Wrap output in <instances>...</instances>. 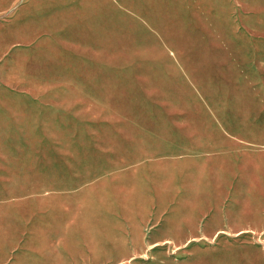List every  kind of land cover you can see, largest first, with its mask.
<instances>
[{
	"label": "rangeland",
	"instance_id": "374dc122",
	"mask_svg": "<svg viewBox=\"0 0 264 264\" xmlns=\"http://www.w3.org/2000/svg\"><path fill=\"white\" fill-rule=\"evenodd\" d=\"M42 1L0 0V43L12 42L1 56L62 60L46 73L27 68L22 89L0 86L1 99L47 105L37 109V121L0 117V264H264V229L164 233L177 221L235 214L238 207L244 218L264 215V205L212 203L235 199L224 189L173 187L179 170L202 166L206 146L230 133L244 134V166L264 169V43H235L228 29L219 35L213 26L211 35L204 28L181 35L191 44L179 36L167 42L171 35L153 27L154 0H133L143 13L132 5L129 19L126 0H63L57 34L50 35V25L23 36L30 29L13 24L20 8ZM141 14L153 26L140 38ZM125 20L138 29L128 38ZM175 21H182L175 31L189 24L183 16ZM255 22V35L264 36V11L255 12ZM200 39L212 42L210 59L185 52ZM169 43L184 70L157 65ZM73 107L84 122H74ZM165 223L171 230H161Z\"/></svg>",
	"mask_w": 264,
	"mask_h": 264
},
{
	"label": "crops",
	"instance_id": "0c3cea01",
	"mask_svg": "<svg viewBox=\"0 0 264 264\" xmlns=\"http://www.w3.org/2000/svg\"><path fill=\"white\" fill-rule=\"evenodd\" d=\"M154 1L157 5V8L155 9V26H153V22L150 20L148 21V18L143 17L141 14L143 18L138 20V33L140 38L142 37L143 29L146 30L148 27L153 26L156 33H163L165 35V30L172 38L174 36H179L185 43L191 44L195 40L189 41L187 38L183 39L181 35L197 34V31L194 30L196 28H204L203 35H211L213 32L211 26H213L214 32L219 35L225 34V29H228L230 35H233L237 41L235 43L243 45L245 43L244 40H246V43H264V41H259L263 40L261 37L264 38V36L255 35V32L259 31L258 24L255 22V12L264 11V0ZM62 2L63 0H43L42 3L34 2L28 7L25 5L20 8L18 14L19 17L13 24H22L27 26L28 29H30V32L29 34L23 36L29 38H33L40 31L47 32L50 25L52 27L50 35L52 33L57 34L58 27H55L54 22L62 19V16L60 15L61 7L64 6ZM132 5L138 7V11L143 13V5H139L133 0H126L124 7L126 18L132 14ZM25 9L28 11L26 18L22 16ZM75 9H79L78 4L75 5ZM75 9L73 7V10ZM179 16H183V18L187 19V22H189L187 28H181L186 30H174L175 26L178 24L180 26L182 24V21L180 23L175 21V19ZM81 17L82 15L80 14V18ZM192 21H194V24ZM40 27H42L43 30L35 31ZM124 27L125 38H128V35L138 30L136 25H132V20H125ZM2 36L4 38L8 37L6 33ZM200 40L201 41L195 42L196 46L194 47L193 52H191L190 47L188 46L187 48H184L185 52L194 54L197 53V55H200L203 58L205 57L210 59L209 55H206V52L208 53L210 51L212 42L207 39ZM172 41L178 42V39L174 40L173 38L171 41L167 42ZM11 43L12 42H9L7 39H5V42L0 43V86L22 89L21 84L19 86L17 84L20 82L21 74L25 73L27 68L29 71H33L35 69V72H39L43 68L46 73V70H51L53 61H59V64H55L61 66V59H57V57H55L53 60L50 55L47 56L46 54H29L26 57L15 54L1 56ZM166 47L167 50L162 52L156 58L157 65L166 67L170 64V68L168 70L173 69V65H179V69L184 70V63L183 60H181L182 57L178 48L172 43H169V46ZM141 52L142 51H140V54ZM252 56L255 57V53ZM202 57L190 56L188 58L194 62L198 59H202ZM124 58H128L126 52L124 54ZM179 60H181V64L178 62ZM188 69L189 68L187 67L186 70ZM49 73L47 72V74ZM185 73L195 74L196 71H185ZM46 106V102H38L34 100L23 102L19 100H5L0 98V117L6 122H17L20 117L23 116L34 118V121H37V119L41 118L40 111L37 109H46ZM70 113L71 116H73L72 118L74 119V122H84L82 115L83 111L79 110L78 107H73V110H71ZM43 115H45L44 112ZM245 141L246 139L243 132H239L230 133L225 139L207 145L205 148V155L207 157L205 163L199 167L189 168L187 172L181 173V170H179L178 176L175 180H173V187L183 189L182 193H185V191L187 192V190L190 189L197 194L210 191L211 189H224L226 193H231V197L235 198L227 201L224 200L222 196H218L219 199L212 201V203L215 204L229 203L235 205H264V169H260L255 166V164H251L246 167L244 166L243 147ZM244 197L246 199H244ZM250 209L251 211L255 210V212H259L263 209V207ZM217 210L220 213V210L222 209L218 208ZM236 211L237 212L235 214L226 212L224 214L221 213L218 216L211 215L203 220L197 219L193 222L186 221L185 223H181V226L178 225L179 221L176 220L177 223L176 226L172 228L173 231L164 233L166 235H174L177 237L184 235L194 236L198 234L212 235L223 228L234 231L235 233L248 229H255V231L264 229V215H255V218H244L243 214H241V211H244L243 207H238ZM163 228L171 230L166 223L161 225V230ZM203 261L205 262V260Z\"/></svg>",
	"mask_w": 264,
	"mask_h": 264
}]
</instances>
